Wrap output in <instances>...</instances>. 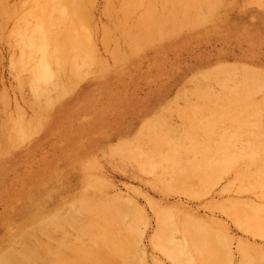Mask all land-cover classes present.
<instances>
[{
	"label": "bare ground",
	"instance_id": "obj_1",
	"mask_svg": "<svg viewBox=\"0 0 264 264\" xmlns=\"http://www.w3.org/2000/svg\"><path fill=\"white\" fill-rule=\"evenodd\" d=\"M30 1L32 11L24 10L17 24L18 11L0 0V21L4 17L6 25L2 32L11 26L14 48L20 51L11 67L24 104L35 113V119L27 120L19 110L16 117L2 120L6 137L0 173L12 167L14 151L23 152L25 141L54 134L60 121L74 116L82 123L85 117L89 128L82 137L58 134L59 165L40 171L42 182L30 192L8 196L0 213V264H114L127 259L140 211L131 199L102 194L105 166L140 177L161 192L192 199L204 198L206 188L227 177L237 191L254 192L257 201L233 198L209 207H218L244 231L256 227L255 233L264 237L262 62L217 58L160 69L153 76L159 88L148 98L128 102L149 104L150 109H138L132 120L116 114L111 123L106 108L88 115L110 84L122 73L137 72L150 52L182 47L193 36L213 31L240 41H250L252 33L264 35V0H105L110 31L97 32L104 43L115 41L112 68L98 58L93 36L79 31L88 20L80 8L90 0ZM1 105L5 109L9 104ZM72 171L80 174L73 188L68 179ZM146 199L157 216L160 248L170 259L226 263V237L214 218L202 220L181 204L162 207ZM176 234L183 240L175 241ZM238 243L243 264H263L253 243Z\"/></svg>",
	"mask_w": 264,
	"mask_h": 264
},
{
	"label": "rangeland",
	"instance_id": "obj_2",
	"mask_svg": "<svg viewBox=\"0 0 264 264\" xmlns=\"http://www.w3.org/2000/svg\"><path fill=\"white\" fill-rule=\"evenodd\" d=\"M5 4L12 10H17L18 15L15 22L20 23L23 18L24 10L32 11L30 0H5ZM105 0H90L88 5H84L81 10H85L88 16L86 23L79 28L84 36H93L94 48L98 58L103 61L108 68L114 65L113 51L115 41L111 40L104 43L101 32L110 27L109 20L105 13ZM0 21V150L2 142L6 137L2 129V120L7 116L16 117L18 111L24 113L25 119H35L34 111H31L22 100V92L20 91L17 72L11 67V61L20 55V51L14 48V41L10 35L11 26L6 28L5 19ZM110 31V28L109 30ZM254 31V30H253ZM248 57L252 60L260 61L264 64V35L257 32L252 33L250 41H240L235 37L224 35L219 36L213 32H209L206 36H193L184 46L167 45L165 48L150 52L141 59L140 65L136 69L137 72L122 73L118 76V80L110 84L108 91L101 95L100 101L92 104L93 111L90 110L88 115L92 116L93 112L102 108H106L107 119L109 123L113 122L116 114H122L123 119L132 120L138 114V109H150L149 104H128V102L140 101L148 98L152 91H155L159 85V81L153 78L158 70L166 72L176 67L183 69L187 66H196L201 62L223 58L225 61L233 62L236 59ZM140 75H150L152 78L138 79ZM175 89L170 93H175ZM103 101H110L114 104H101ZM124 103V104H122ZM1 104H9L7 108H3ZM162 105V104H160ZM38 113V112H37ZM39 114V113H38ZM82 123L75 121L74 116L71 119L60 121L53 129L54 134L45 136L42 134L38 137V141H25L24 151L17 149L14 151V157L11 161L12 167L0 173V213L9 195L13 192L18 194L20 198L26 192H30L33 186H38L39 181L42 182V176L38 175L40 171L46 167L55 168L59 165L58 159L62 154V147L59 145L60 133L66 132L68 137H82L89 128L87 120L82 118ZM68 177L69 184L73 188L80 174L74 172ZM138 173V171H136ZM102 177L107 181V185L103 186L102 194L105 197H125L131 199L134 205L140 211L139 219L136 221V233L131 239L132 250L128 253L125 260L114 261V264H185L181 260L170 259L160 248L159 241L156 238L158 229L157 216L154 210L149 206L146 196L150 197L162 207L181 206L188 212L196 213L202 220L214 218L221 226L225 235V245L228 249L225 264H243L239 252L238 242L240 239L254 244L261 252L252 256L260 258L264 264V237L253 232L244 231L234 224V221L227 214L223 213L218 207L211 208L210 204H219L224 200L236 198L243 201H257L255 193L252 191L240 192L231 186L229 178L222 177L217 184L209 190L205 189L206 195L201 199H192L183 194H167L161 192L140 177L126 174L105 166L101 169ZM36 190V189H35ZM34 190V191H35ZM33 191V192H34ZM70 203L73 202L69 198ZM181 204V205H180ZM245 211V210H244ZM246 219L245 216H243ZM256 218L247 217L246 221L254 223ZM261 222L264 228V216ZM256 222V220H255ZM68 235L74 238V231H68ZM175 241H182L183 237L176 234ZM84 243H89L88 239H84ZM222 257V256H221ZM193 261L196 256L191 255ZM250 264H253L252 262ZM256 264V263H254Z\"/></svg>",
	"mask_w": 264,
	"mask_h": 264
}]
</instances>
